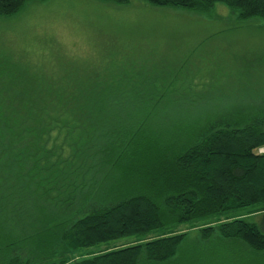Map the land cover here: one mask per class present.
Listing matches in <instances>:
<instances>
[{
    "label": "trees",
    "instance_id": "1",
    "mask_svg": "<svg viewBox=\"0 0 264 264\" xmlns=\"http://www.w3.org/2000/svg\"><path fill=\"white\" fill-rule=\"evenodd\" d=\"M29 1L0 0V18ZM138 1L264 21V0ZM40 84L0 99V264H163L194 229L264 253V103L232 117L213 105L194 130L197 103L166 85Z\"/></svg>",
    "mask_w": 264,
    "mask_h": 264
},
{
    "label": "rangeland",
    "instance_id": "2",
    "mask_svg": "<svg viewBox=\"0 0 264 264\" xmlns=\"http://www.w3.org/2000/svg\"><path fill=\"white\" fill-rule=\"evenodd\" d=\"M53 81L166 85L169 100H195L198 108L188 109L184 119L191 129H201L216 117V106L223 117H232L264 103V21L239 22L221 5L207 16L138 0L126 5L31 0L18 14L0 18V99L32 97L33 84ZM195 120L200 126L191 124ZM134 241L124 238L108 246ZM163 264H264V253L217 236L204 241L194 229Z\"/></svg>",
    "mask_w": 264,
    "mask_h": 264
},
{
    "label": "built area",
    "instance_id": "3",
    "mask_svg": "<svg viewBox=\"0 0 264 264\" xmlns=\"http://www.w3.org/2000/svg\"><path fill=\"white\" fill-rule=\"evenodd\" d=\"M259 153H263V149H259Z\"/></svg>",
    "mask_w": 264,
    "mask_h": 264
}]
</instances>
